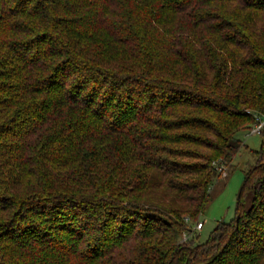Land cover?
Wrapping results in <instances>:
<instances>
[{
  "label": "trees",
  "instance_id": "1",
  "mask_svg": "<svg viewBox=\"0 0 264 264\" xmlns=\"http://www.w3.org/2000/svg\"><path fill=\"white\" fill-rule=\"evenodd\" d=\"M263 119L264 0H0V264H264Z\"/></svg>",
  "mask_w": 264,
  "mask_h": 264
},
{
  "label": "rangeland",
  "instance_id": "2",
  "mask_svg": "<svg viewBox=\"0 0 264 264\" xmlns=\"http://www.w3.org/2000/svg\"><path fill=\"white\" fill-rule=\"evenodd\" d=\"M245 144L246 147L237 156L230 170H228L229 166L227 165L222 171L221 177L214 184L210 203L201 217L204 228L201 231H195L197 233L196 241L199 243H204L209 239L219 222H231L236 216L239 194L244 185L245 174L251 160L250 150L260 149L261 136L259 134L247 136ZM251 199V195L245 197L244 205L246 208Z\"/></svg>",
  "mask_w": 264,
  "mask_h": 264
},
{
  "label": "built area",
  "instance_id": "3",
  "mask_svg": "<svg viewBox=\"0 0 264 264\" xmlns=\"http://www.w3.org/2000/svg\"><path fill=\"white\" fill-rule=\"evenodd\" d=\"M264 130V119L263 120H260L259 123L254 127V129L252 130L251 132V135L253 134H261V132ZM204 227V224L203 222H198L195 226V231H201ZM190 237V235H186L184 237V241H187L188 238Z\"/></svg>",
  "mask_w": 264,
  "mask_h": 264
},
{
  "label": "water",
  "instance_id": "4",
  "mask_svg": "<svg viewBox=\"0 0 264 264\" xmlns=\"http://www.w3.org/2000/svg\"><path fill=\"white\" fill-rule=\"evenodd\" d=\"M243 188V187H242ZM241 191H242V189H241ZM241 191H240V194H241ZM240 194H239V197H240Z\"/></svg>",
  "mask_w": 264,
  "mask_h": 264
}]
</instances>
